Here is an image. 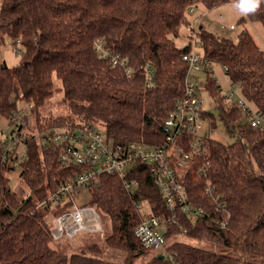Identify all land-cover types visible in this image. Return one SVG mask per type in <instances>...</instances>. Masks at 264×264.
I'll return each instance as SVG.
<instances>
[{
	"label": "trees",
	"instance_id": "obj_1",
	"mask_svg": "<svg viewBox=\"0 0 264 264\" xmlns=\"http://www.w3.org/2000/svg\"><path fill=\"white\" fill-rule=\"evenodd\" d=\"M229 1L0 0V33L24 46L17 65L0 64V118L14 122L20 101L33 105L29 121L34 112L38 117L37 125L29 126L28 138L23 135L11 143L19 165L12 166L2 156L13 129L0 141V264H116L98 256L97 245L89 246L93 254H68L56 245L51 235L53 216L69 208L71 201L52 212L48 208L34 211L37 201L81 171L77 164L61 165V146H45L40 139L53 128L74 132L91 123L103 125L119 144H160L167 134L165 118L184 94L190 76L199 80L201 91L210 93L224 126L236 139L224 143L210 135L208 157L189 169L183 181L189 203L204 213L192 220L179 209L177 216L187 237L213 242L219 250L184 240L175 241L170 250L177 252L182 264H264V132L250 128L239 105L228 102L213 68L215 63L221 65L232 86L238 85L244 98L264 116V50L247 27L235 40L193 24L191 39L195 31L197 50L212 62L195 70L183 58L192 51L193 39L184 47L175 42L189 12L199 5L212 9ZM239 21L264 26V6ZM98 39L110 49L109 56L117 55L116 65L98 50ZM193 70L202 71L204 83ZM61 92L70 112L44 115L42 109ZM204 116L215 127L213 113L205 109ZM147 165L139 162L131 171L146 199L144 213H168ZM202 166H207L204 176L198 172ZM14 170H20L25 185L13 188L10 173ZM205 178L227 202L230 220L225 227L219 222L227 215L218 212L205 194ZM84 188L91 196L90 204L84 205L96 207L111 221L110 246L127 251L130 258L151 251L135 235L142 215L135 207L138 196L131 197L117 175L100 174L76 197ZM181 231L172 225L167 234ZM130 258L125 264H134ZM151 264L176 263L155 253Z\"/></svg>",
	"mask_w": 264,
	"mask_h": 264
},
{
	"label": "built area",
	"instance_id": "obj_2",
	"mask_svg": "<svg viewBox=\"0 0 264 264\" xmlns=\"http://www.w3.org/2000/svg\"><path fill=\"white\" fill-rule=\"evenodd\" d=\"M196 22L197 20L194 22L195 27ZM233 28H235L234 24L230 26V29ZM192 32L193 49L185 53L183 58L189 63L190 68L201 70L210 66L212 62L197 50L196 47L200 43L197 41L196 32ZM97 47L104 57H111L109 56L110 49L105 47L102 39L97 40ZM110 61L116 65L117 55H112ZM127 73L130 76L133 75L130 69ZM148 76L151 81L153 77L151 71L148 72ZM234 88L235 92L230 97H236V103L243 111L248 126L264 132V116L244 98L238 85ZM201 90L199 80L190 76L186 81L184 94L165 118L167 128L165 139L157 145L141 142L119 144L108 135L105 129L91 123L77 127L74 132L65 131L64 128H53L44 132V136L40 139L41 144L61 146L59 155L61 165L77 164L81 168L74 178L62 183L45 199L37 201L34 206V211L48 208L52 212L58 206L71 201L69 208H64L54 214L51 235L55 242L65 238L74 239L90 233L103 232V222L96 208L92 205H79L75 197L81 188L94 184L100 174H114L122 180L123 186L131 197L138 196L139 198L135 200L136 209L142 211L140 221L135 228L138 240L145 247L154 250L159 255L162 254L164 258L167 257L176 264H182L177 261V252L170 250L171 243L169 242L174 236L187 237V230L177 217L178 210L181 209L187 213L192 220L204 213L203 209L196 208L189 203L186 185L183 182L189 169L193 168L198 161L207 158L209 154L207 141L210 134L208 129H205L207 118L204 116L205 107ZM237 91L240 97L237 96ZM32 107L33 105L28 103L27 109L26 107L19 108L12 125L14 133L12 132L3 144V160L9 161L12 166L19 165V158H14L15 149L12 150L11 143L21 140L23 135L28 138V132H32L29 130V126H32L29 121ZM10 153L12 157L14 156V160H11ZM21 156H26L25 150ZM139 162L148 164L149 174L160 192L168 213H144L146 199L140 192L139 180L132 177L131 172ZM203 166L198 172L204 176L207 166ZM204 190L205 194L215 202L216 210L227 215L226 219L219 222L223 227L227 226L230 211L222 194L208 178H205ZM172 225L182 229L180 234L175 233L168 236L167 232Z\"/></svg>",
	"mask_w": 264,
	"mask_h": 264
},
{
	"label": "rangeland",
	"instance_id": "obj_3",
	"mask_svg": "<svg viewBox=\"0 0 264 264\" xmlns=\"http://www.w3.org/2000/svg\"><path fill=\"white\" fill-rule=\"evenodd\" d=\"M232 1L222 3L212 9H208L204 5H199L194 11H191L187 15V22L184 23L180 28L179 36L175 38V42L179 47H184L185 45L189 44L191 39V31L189 30V26L193 25L194 22L197 20L196 25L199 28L200 26H205L210 31L224 35L230 36L233 39H237L238 34L240 31L247 27L254 37L256 38L257 43L259 46L264 50V26L256 21V22H246L245 24L239 23L240 19L243 17L239 13L233 10L230 7ZM234 24L236 28L234 30L230 29V26ZM24 46L22 43L18 42V44H14L12 38L6 34L0 33V64L2 62H6L9 66L13 67L17 65L21 61V54ZM199 49V48H198ZM200 50V49H199ZM214 71L216 73V78L221 83L223 88V92L228 95V102L233 104L236 102V97L231 98L230 95L235 92L234 86L231 84V79L224 73V70L221 65L213 64ZM194 75L198 76L200 80L204 83L206 80V76L202 75V71H192ZM63 92L58 93L54 96L53 100L50 101L43 109L44 115H65L70 112L69 108L64 105L62 102ZM201 96L204 99V107L211 111L214 115L213 123L215 122V127H212V123L210 120L207 119L205 123V129H208L210 135L224 143H232L235 141V137L231 136L227 131L226 127L224 126L223 121L221 120L219 114V108L216 106L213 98L211 97L210 93L206 90L201 91ZM237 96L240 97V93L237 91ZM20 107H28V103L25 101H20ZM25 109V110H26ZM32 128L37 125L36 121H38L37 113L34 112L32 114ZM35 123V124H34ZM13 122L7 120L5 118H0V141L5 139L6 136L10 134L11 130L14 128L12 127ZM102 129H105L103 125H98ZM6 130V132H3ZM20 170H14L10 173L11 184L13 188L20 187L25 185L24 180L20 179ZM26 191L24 192V194ZM23 194V193H22ZM90 192L87 188H84L83 191L76 197V201L79 205L90 204ZM145 207L147 203L144 202ZM96 208V207H95ZM55 210V209H54ZM101 220L103 222L104 230L103 232L97 233H90L86 234L85 236L77 237V238H65L63 240H59L56 242V245L59 246L61 251H64L68 254L72 252H86L88 254H93L94 252L89 249V246L97 245L100 248V252L98 256L105 258L110 262L116 264H125L128 261L129 253L123 249L112 247L107 243V236L112 233L111 230V221L108 215L100 212L97 208ZM53 216V215H52ZM54 216L52 221V226L54 225ZM184 239V241H188L191 243L199 244L201 243L202 246L208 247L209 249L219 250L217 245L213 242L211 243H203L197 242L193 240L191 237L182 238L180 236L171 237L170 243L173 244L176 240ZM155 251L151 250L150 252H146L142 255L133 256L129 260L134 264H151V260L155 255Z\"/></svg>",
	"mask_w": 264,
	"mask_h": 264
},
{
	"label": "clouds",
	"instance_id": "obj_4",
	"mask_svg": "<svg viewBox=\"0 0 264 264\" xmlns=\"http://www.w3.org/2000/svg\"><path fill=\"white\" fill-rule=\"evenodd\" d=\"M262 6L264 0H232L230 4V7L243 17L254 16Z\"/></svg>",
	"mask_w": 264,
	"mask_h": 264
},
{
	"label": "water",
	"instance_id": "obj_5",
	"mask_svg": "<svg viewBox=\"0 0 264 264\" xmlns=\"http://www.w3.org/2000/svg\"><path fill=\"white\" fill-rule=\"evenodd\" d=\"M160 257H161V258H164V256H163L162 254L160 255Z\"/></svg>",
	"mask_w": 264,
	"mask_h": 264
}]
</instances>
